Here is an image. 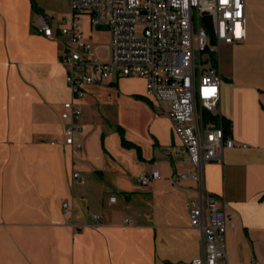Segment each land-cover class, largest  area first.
Instances as JSON below:
<instances>
[{
	"label": "crops",
	"instance_id": "0c3cea01",
	"mask_svg": "<svg viewBox=\"0 0 264 264\" xmlns=\"http://www.w3.org/2000/svg\"><path fill=\"white\" fill-rule=\"evenodd\" d=\"M51 10L46 0H0V264H192L203 252L188 205L197 183L173 175L194 166L144 78L88 83L77 100L82 147L64 142L70 38L57 27L46 36L38 18L70 17L71 0ZM246 31L217 55L228 135L245 146L204 165L206 190L229 214L228 264H264V0H246ZM154 169L160 177L141 185Z\"/></svg>",
	"mask_w": 264,
	"mask_h": 264
},
{
	"label": "built area",
	"instance_id": "2783aa9c",
	"mask_svg": "<svg viewBox=\"0 0 264 264\" xmlns=\"http://www.w3.org/2000/svg\"><path fill=\"white\" fill-rule=\"evenodd\" d=\"M90 14L92 25L111 34L110 58L101 60L81 28L82 15ZM207 17L208 21H205ZM39 29L48 37L55 29L70 38L62 61L72 98L64 102L66 144L81 149L75 133L82 129L83 110L77 100L88 83L109 80L114 75L139 76L155 109L167 116L182 141L177 152L188 155L193 172L181 171L174 180H193L198 194L189 202L191 225L203 235V252L192 264H228L229 214L219 198L204 186V165L220 161L226 148L237 144L225 134L221 110L222 74L219 44L245 40L246 0H71L70 17L40 15ZM207 24H210L211 32ZM216 39V43L212 42ZM60 142V140H55ZM74 180L81 179L74 172ZM160 177L158 169L142 173L143 186ZM112 202L116 196H110ZM70 224L80 227L69 201L62 203ZM95 222L100 216L93 215ZM130 222V219H126Z\"/></svg>",
	"mask_w": 264,
	"mask_h": 264
},
{
	"label": "rangeland",
	"instance_id": "374dc122",
	"mask_svg": "<svg viewBox=\"0 0 264 264\" xmlns=\"http://www.w3.org/2000/svg\"><path fill=\"white\" fill-rule=\"evenodd\" d=\"M52 10L66 12L69 9V0H46ZM51 10V11H52ZM81 28L85 38L92 44L95 54L101 59H107L110 55L111 34L106 28L94 26L90 22V14H83ZM218 55V52L215 53ZM105 59V60H106Z\"/></svg>",
	"mask_w": 264,
	"mask_h": 264
},
{
	"label": "trees",
	"instance_id": "16d2710c",
	"mask_svg": "<svg viewBox=\"0 0 264 264\" xmlns=\"http://www.w3.org/2000/svg\"><path fill=\"white\" fill-rule=\"evenodd\" d=\"M35 5V4H34ZM35 8L38 9V7L35 5ZM205 21H208L207 17H204ZM207 26L209 27V31L211 32V29H210V24H207ZM212 42L213 43H216V39L215 38H212ZM223 124H224V129H225V134L228 135L230 132H231V125H232V122L230 119H227V118H223Z\"/></svg>",
	"mask_w": 264,
	"mask_h": 264
}]
</instances>
